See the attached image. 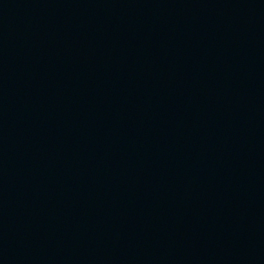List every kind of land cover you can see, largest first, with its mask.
<instances>
[{"label":"water","instance_id":"water-1","mask_svg":"<svg viewBox=\"0 0 264 264\" xmlns=\"http://www.w3.org/2000/svg\"><path fill=\"white\" fill-rule=\"evenodd\" d=\"M0 264H264V0H0Z\"/></svg>","mask_w":264,"mask_h":264}]
</instances>
